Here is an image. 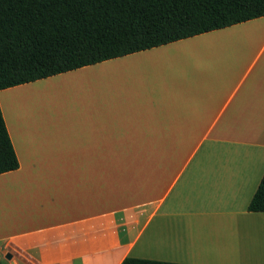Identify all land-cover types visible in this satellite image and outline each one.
I'll return each instance as SVG.
<instances>
[{"label":"crops","instance_id":"1","mask_svg":"<svg viewBox=\"0 0 264 264\" xmlns=\"http://www.w3.org/2000/svg\"><path fill=\"white\" fill-rule=\"evenodd\" d=\"M2 264H264V15L0 89Z\"/></svg>","mask_w":264,"mask_h":264},{"label":"trees","instance_id":"2","mask_svg":"<svg viewBox=\"0 0 264 264\" xmlns=\"http://www.w3.org/2000/svg\"><path fill=\"white\" fill-rule=\"evenodd\" d=\"M263 15L264 0H0V89ZM18 165L0 109V173ZM247 209L264 211V173Z\"/></svg>","mask_w":264,"mask_h":264}]
</instances>
